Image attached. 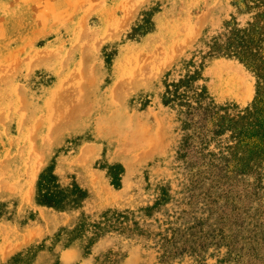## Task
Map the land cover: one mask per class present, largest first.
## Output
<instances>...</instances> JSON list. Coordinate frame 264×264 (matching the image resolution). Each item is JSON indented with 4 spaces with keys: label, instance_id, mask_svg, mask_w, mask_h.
<instances>
[{
    "label": "rangeland",
    "instance_id": "obj_1",
    "mask_svg": "<svg viewBox=\"0 0 264 264\" xmlns=\"http://www.w3.org/2000/svg\"><path fill=\"white\" fill-rule=\"evenodd\" d=\"M251 33L264 53V0H0V264H264V175L216 178L226 135L183 155L162 100L195 74L245 107L254 74L211 47ZM47 167L80 190L62 208Z\"/></svg>",
    "mask_w": 264,
    "mask_h": 264
},
{
    "label": "trees",
    "instance_id": "obj_2",
    "mask_svg": "<svg viewBox=\"0 0 264 264\" xmlns=\"http://www.w3.org/2000/svg\"><path fill=\"white\" fill-rule=\"evenodd\" d=\"M253 43L254 33L235 34L218 49L211 47L212 51L217 50L218 55L235 56L254 74L255 93L245 107L229 113L225 107L215 105L203 87L193 84L198 77L195 74H186L182 79L167 84L162 100L163 103L183 108L181 123L186 130L183 155L192 157L193 162L200 159L202 165L205 163V154L201 152L204 144L226 135L228 155L222 157L225 172L221 175V169L217 168L216 178H224L225 182L232 172L233 176L251 175L254 178V190L264 175L259 169L264 162V53L253 49ZM79 192L74 186L70 189L61 187L50 167L40 172L35 182V200L41 205L62 208L68 202H73ZM240 264L254 263L245 261Z\"/></svg>",
    "mask_w": 264,
    "mask_h": 264
}]
</instances>
